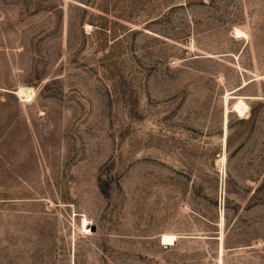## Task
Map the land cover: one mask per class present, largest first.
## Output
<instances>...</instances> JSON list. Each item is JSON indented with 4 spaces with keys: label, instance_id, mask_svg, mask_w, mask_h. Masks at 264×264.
<instances>
[{
    "label": "rangeland",
    "instance_id": "rangeland-1",
    "mask_svg": "<svg viewBox=\"0 0 264 264\" xmlns=\"http://www.w3.org/2000/svg\"><path fill=\"white\" fill-rule=\"evenodd\" d=\"M0 264H264V0H0Z\"/></svg>",
    "mask_w": 264,
    "mask_h": 264
},
{
    "label": "bare ground",
    "instance_id": "bare-ground-1",
    "mask_svg": "<svg viewBox=\"0 0 264 264\" xmlns=\"http://www.w3.org/2000/svg\"><path fill=\"white\" fill-rule=\"evenodd\" d=\"M242 33H243L242 30L237 29V32H236L237 36H239L238 34H242ZM246 35H247V34H246ZM241 36H243V35H241ZM244 36H245V35H244ZM246 84H247V81L244 82L243 86H245ZM222 161H224V156L222 157ZM220 261H222V260H220Z\"/></svg>",
    "mask_w": 264,
    "mask_h": 264
}]
</instances>
